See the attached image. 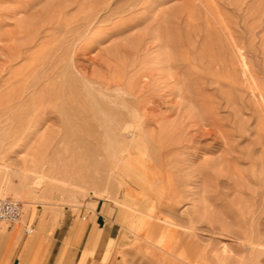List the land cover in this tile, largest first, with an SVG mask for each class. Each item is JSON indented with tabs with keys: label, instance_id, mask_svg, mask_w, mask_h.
Listing matches in <instances>:
<instances>
[{
	"label": "rangeland",
	"instance_id": "1",
	"mask_svg": "<svg viewBox=\"0 0 264 264\" xmlns=\"http://www.w3.org/2000/svg\"><path fill=\"white\" fill-rule=\"evenodd\" d=\"M0 196V264H264V0H0Z\"/></svg>",
	"mask_w": 264,
	"mask_h": 264
},
{
	"label": "bare ground",
	"instance_id": "2",
	"mask_svg": "<svg viewBox=\"0 0 264 264\" xmlns=\"http://www.w3.org/2000/svg\"><path fill=\"white\" fill-rule=\"evenodd\" d=\"M80 55V54H79ZM15 58H17V57H15ZM14 58V59H15ZM89 60H92V59H89ZM82 62H83V60H82ZM75 67H76V69H77V71L78 72H80V73H82L83 71H84V73L86 74V73H88L87 72V66L86 65H83L82 63H80L79 61H76L75 62ZM74 67V68H75ZM83 74V73H82ZM82 76V75H81ZM149 76V75H148ZM147 77V76H146ZM149 78V77H148ZM87 79V78H86ZM177 81H180L179 80V78L177 77ZM89 81V80H88ZM90 82V81H89ZM93 82V81H92ZM103 87H105V89L106 90H108L107 89V87H109L110 85H111V82H110V80H101V81H98ZM180 83H182V82H180ZM93 84V83H92ZM149 84V83H148ZM183 86V85H182ZM118 87H120L121 89H123V87L122 86H118ZM143 89V88H142ZM147 90V87H145L144 88V92ZM184 91H187L186 89H183ZM143 91V90H142ZM149 92V91H148ZM147 92V93H148ZM186 93H188V92H186ZM22 94H23V92H22ZM21 94V95H22ZM20 95V96H21ZM125 95V94H124ZM173 98V97H172ZM135 99V98H134ZM171 102H173V101H171ZM191 104V103H190ZM163 104H162V102L160 101V100H158V99H155V98H153L152 96H150V95H148L147 96V100L143 103V104H141V108H143V110H146L147 112H153V111H156L157 109H159L161 106H162ZM163 107V106H162ZM164 108V107H163ZM162 109V108H161ZM182 110V109H181ZM180 111V110H179ZM159 113V112H158ZM193 113V112H192ZM152 115V114H151ZM155 115V114H154ZM181 116V115H180ZM156 117H157V115H156ZM165 117H167V115H165ZM188 117V116H187ZM142 118H143V116H142ZM201 118V117H200ZM144 119V118H143ZM152 119V118H151ZM203 119V118H202ZM170 120V119H169ZM198 120H199V118H198ZM185 121V120H184ZM197 121V120H196ZM119 122V121H118ZM189 122V121H188ZM120 123V122H119ZM186 123H187V121H186ZM202 123V122H201ZM105 124V123H104ZM123 124V123H122ZM156 124V123H155ZM152 125V124H151ZM158 125V124H157ZM160 125V124H159ZM163 125V124H162ZM173 125V124H172ZM191 125V124H190ZM204 126H206V124H202V125H200L199 127H198V129L197 130H195L196 131V133L197 134H199L198 136H200V138L199 139H202L201 138V136L202 135H206L207 133H209L210 134V132H211V130L210 129H207V128H205ZM209 127H211V126H209ZM125 128H126V126H125ZM130 128V127H129ZM162 128V127H161ZM212 128V127H211ZM123 129V128H122ZM133 130V129H132ZM127 131V130H126ZM212 132H213V130H212ZM215 132H218L216 129H215ZM145 133V132H144ZM214 133V132H213ZM142 134V133H141ZM220 134V133H219ZM208 135V134H207ZM211 135V134H210ZM197 136V135H196ZM198 136H197V138L196 139H198ZM212 136V135H211ZM213 137H216L215 135L213 136ZM218 138V137H217ZM194 139V138H193ZM198 139V140H199ZM206 139H208V138H206ZM214 140H215V138H214ZM193 141H195V140H193ZM201 141V140H200ZM203 141V140H202ZM211 141H213V139H211ZM216 141V140H215ZM180 142V141H179ZM199 142V141H198ZM200 143V142H199ZM217 143V142H216ZM201 144H202V142H201ZM185 145V144H184ZM205 147V146H207L208 147V143L207 144H202V145H199L198 147H200V148H202V147ZM185 147L186 148H188V147H190V145H185ZM206 147V148H207ZM221 147V146H220ZM198 149L197 148V146H195L194 147V150H196V149ZM193 150V151H194ZM206 150V149H205ZM192 151V150H191ZM198 151V150H197ZM201 151V150H200ZM218 151V150H217ZM145 152V151H144ZM146 152H147V150H146ZM188 152V151H187ZM190 153H192V152H190ZM194 153V152H193ZM202 153H203V151H202ZM187 154H189V153H187ZM144 155V154H143ZM199 154H197V156H198ZM204 155V154H203ZM211 155H212V153H211ZM146 156V155H145ZM195 157V156H194ZM201 158V157H200ZM189 165V164H188ZM150 202V201H149ZM149 209V208H148ZM21 210H22V207H21ZM142 213V212H141ZM21 215H22V213H21ZM150 216V215H149ZM20 220V219H19ZM18 220V221H19Z\"/></svg>",
	"mask_w": 264,
	"mask_h": 264
},
{
	"label": "built area",
	"instance_id": "3",
	"mask_svg": "<svg viewBox=\"0 0 264 264\" xmlns=\"http://www.w3.org/2000/svg\"><path fill=\"white\" fill-rule=\"evenodd\" d=\"M21 204L19 201L0 196V222L15 224L21 217ZM31 229H27L30 233Z\"/></svg>",
	"mask_w": 264,
	"mask_h": 264
},
{
	"label": "crops",
	"instance_id": "4",
	"mask_svg": "<svg viewBox=\"0 0 264 264\" xmlns=\"http://www.w3.org/2000/svg\"><path fill=\"white\" fill-rule=\"evenodd\" d=\"M98 206V205H97ZM102 219V215L101 214H96L95 216H92L90 218V220L87 222V226H89L90 229H93L95 227H99L100 226V221ZM16 224V223H15ZM14 224H8V228H11L12 229V226ZM34 228V227H33ZM106 233L108 234V236L110 238H113V235H116L117 234V229L113 226V225H110V226H106ZM23 233H27V229L26 227L23 229ZM29 234V233H28ZM23 237V236H22ZM22 237L20 238V240L18 241L17 245L15 246V248L12 250V252L14 253V251H16V249L21 245V241H22ZM6 253V251L4 252V254ZM10 258L8 259L7 263L9 264L10 263Z\"/></svg>",
	"mask_w": 264,
	"mask_h": 264
}]
</instances>
